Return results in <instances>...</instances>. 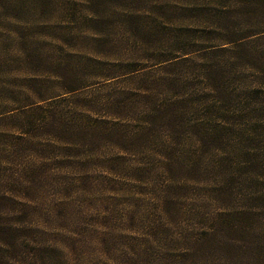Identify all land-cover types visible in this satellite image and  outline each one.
<instances>
[{"label":"rangeland","instance_id":"obj_1","mask_svg":"<svg viewBox=\"0 0 264 264\" xmlns=\"http://www.w3.org/2000/svg\"><path fill=\"white\" fill-rule=\"evenodd\" d=\"M182 2L0 0V264H178L177 255L191 257L200 216L203 225L225 212L228 201L209 199L222 181L216 169L165 174L162 159L190 149L174 144L167 154L163 127L140 120L162 102V72L179 69L162 65L180 56L192 24ZM121 85L130 97L128 153L97 145L74 154L57 140L55 120L101 118L82 106L104 103ZM227 89L229 122L263 120L264 85L247 76ZM201 112L192 117L202 121ZM168 187L181 199L164 222Z\"/></svg>","mask_w":264,"mask_h":264},{"label":"trees","instance_id":"obj_2","mask_svg":"<svg viewBox=\"0 0 264 264\" xmlns=\"http://www.w3.org/2000/svg\"><path fill=\"white\" fill-rule=\"evenodd\" d=\"M182 1L184 8L180 10L186 14L183 19L192 24L183 29L180 56L162 65V70L170 66L179 69L162 72V102L149 120H140L163 127L167 154L174 144L190 149L188 157L163 158L165 174L173 176L176 171L184 178L192 167L199 174L204 173L203 165H208L206 171L216 169L222 180L209 199L228 204L224 213L209 216L203 225L200 220L204 216H200L189 239L190 259L177 255L176 261L264 264V178L258 176L264 170V155L257 151L260 149L255 140L260 138L264 145V117L258 122V117L251 116L240 127L225 117L230 113L225 108L234 93L227 89V82L251 76L254 85H264V0ZM125 87L121 85L108 94L104 103L95 100L82 106L91 114H101L99 119L66 113L67 122L55 120L57 140L72 147L74 154L80 148L97 145L128 153L133 145L127 132L132 117ZM246 91L247 95L253 90ZM198 107H202V121L192 117ZM179 189H165L164 222L175 217L181 199L177 196Z\"/></svg>","mask_w":264,"mask_h":264}]
</instances>
